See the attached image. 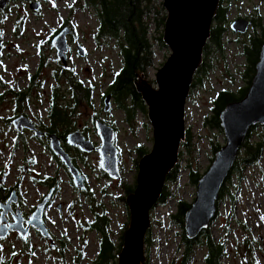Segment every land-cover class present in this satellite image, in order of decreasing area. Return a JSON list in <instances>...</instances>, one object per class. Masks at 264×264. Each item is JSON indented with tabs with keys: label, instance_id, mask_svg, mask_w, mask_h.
Segmentation results:
<instances>
[{
	"label": "rangeland",
	"instance_id": "374dc122",
	"mask_svg": "<svg viewBox=\"0 0 264 264\" xmlns=\"http://www.w3.org/2000/svg\"><path fill=\"white\" fill-rule=\"evenodd\" d=\"M36 1L41 3L37 11L30 7L31 2ZM223 1L227 9L226 30L222 37L223 50L211 45L207 64L203 67V71L207 67L209 71L203 75L201 84L191 89L186 106V128L191 148L183 151L181 145L178 179L166 182L165 192L168 197L151 212L152 225L147 234L149 242L146 241L145 264H181L183 249L180 245L185 232L184 228H179L171 221L170 216L176 213L178 202L192 204L195 201L197 185L189 180L188 162L202 175L208 170L215 155L212 146L216 143L221 146L225 144L223 130L213 128L208 121L214 112L212 99L222 89L238 92L247 85L245 71L248 60L243 54L244 44L248 42L252 47L260 30L256 32L252 25L247 33L241 34L234 32L230 26L237 18H250L254 24V20L264 13V0ZM162 3L163 0L155 1L153 11L147 18L155 58L154 65L145 77L154 86L158 69L171 55L164 41L162 45L158 40L164 35L165 23L162 24L161 19L167 16ZM67 24L73 30L68 36L71 46L68 67L73 68L87 85L93 83L95 88L91 101L78 104L75 107V119L68 126H60V130L66 126L71 131L80 130L95 146L97 143L101 145V138L92 122L96 116L115 128L114 143L119 149L121 177L111 178L101 168L99 146L91 153L66 146L72 160H76L81 173L86 176L85 188H77L68 169L60 167L52 151L28 132L24 133L28 146V150H25L22 147L24 140H18V133L10 122L17 107L18 93L28 92V98L22 100V110L44 127L49 122L48 109L53 86L59 87L60 82L59 95H66V100H71L63 79L59 81L54 77L55 71L60 70L63 64L54 59L56 52L49 42L53 33ZM98 24L96 10L88 6L85 0H10L7 8L0 10V32L3 33L0 35V80L3 82L0 93L7 90L15 92L14 95H8L6 100H0V178L3 179L0 185L9 187L18 183L19 186L31 189L21 197V207L32 205V201L35 202L48 189L33 181L35 175L56 176L61 188L48 209V224L55 244L37 239L41 247L29 253L14 234V244H0L1 257L8 258L15 254L12 264H93L98 257L100 236L97 231L88 229L87 225L94 220L95 209L106 211L111 239L116 247L124 240L123 234L130 225L126 187L135 190L137 186L140 157L136 148L141 145L147 153L152 150L153 128L148 114L143 112L136 114L135 123L131 127L125 122V113L117 107L115 98H112L111 108L105 111L104 95L108 92L113 73L122 65V42L111 36L96 39ZM40 44L41 51L38 46ZM78 46L87 51L85 56L78 54ZM206 47L203 51V64L206 62ZM41 63L44 65L37 81L42 82V85L29 89L31 76L36 75ZM201 67L194 81L196 76H200L198 72H202ZM257 131L253 132L251 143L257 140ZM81 155L85 156L84 160ZM238 169L223 186L218 216L210 226V233L216 242L224 243L225 254L221 264H264V152L258 164L240 165ZM240 173L241 180L238 178ZM205 253V247L195 246L188 264H205Z\"/></svg>",
	"mask_w": 264,
	"mask_h": 264
},
{
	"label": "water",
	"instance_id": "95a60500",
	"mask_svg": "<svg viewBox=\"0 0 264 264\" xmlns=\"http://www.w3.org/2000/svg\"><path fill=\"white\" fill-rule=\"evenodd\" d=\"M9 1L0 0V10H4ZM220 3L221 0H163L167 11L163 41L171 55L156 73V86L146 79L145 74L139 75L135 84L147 105L154 144L152 150L139 160L137 186L126 198L130 225L124 235L117 264H145L147 260L146 237L152 225L151 212L160 202L168 175L179 163L181 145L187 134V102L195 74L203 64V51L211 38ZM30 7L37 11L40 3L31 2ZM250 26V20L237 18L230 27L236 33L245 34ZM70 33L71 28L65 27L52 39L57 57L65 65L68 64L70 52ZM77 50L79 55L85 56L84 47L78 46ZM111 102L112 94H107L104 98L105 111L111 108ZM220 122L225 144L215 152L210 167L197 182L195 201L184 217V232L189 239H196L217 218L221 190L240 156L251 128L256 125L264 126V43L248 92L242 99L232 101L224 107L220 113ZM13 125L18 132L32 130L40 139L45 134L24 114L17 116ZM95 129L101 138L98 152L102 170L111 178H120L119 149L114 143L115 128L96 119ZM49 142L52 152L67 167L74 185L85 188V176L63 147L58 134L51 133ZM66 143L85 153H91L96 148L81 131L68 133ZM53 192L54 189H51L31 218L25 221L21 211H14L12 208V203L17 201V193L13 190L6 202H0V240L9 232H18L26 240L29 229L33 226L54 245L53 237L43 220L45 206ZM9 212L13 214L15 221L6 224Z\"/></svg>",
	"mask_w": 264,
	"mask_h": 264
},
{
	"label": "trees",
	"instance_id": "16d2710c",
	"mask_svg": "<svg viewBox=\"0 0 264 264\" xmlns=\"http://www.w3.org/2000/svg\"><path fill=\"white\" fill-rule=\"evenodd\" d=\"M88 6H92L98 15L99 24L98 30L95 34L96 39H99L103 36H111L117 38L121 43V55H122V65L119 70L115 71L112 76V81L108 88V93H111L115 98V103L118 108H120L125 113V122H127L131 127H133L136 119V114L138 112L147 113V106L142 99V95L137 91L136 81L139 79V75L147 74L148 70L154 65V45L152 43L151 34L148 28L147 18L152 13L153 3L157 0H85ZM224 1L221 0L220 7L216 18L214 20L215 25L212 27L211 38L208 41V46L206 47V62L201 65L200 71L198 72V76L193 81L192 88L201 84L203 75L208 73V67L203 71L205 65L208 61V52L211 48V45H214L216 49L223 50V32L226 30V21H227V9L223 5ZM163 5V3H162ZM158 10V9H157ZM156 10V15L158 14ZM157 17V16H156ZM158 18V17H157ZM162 24L165 23L166 16L162 17ZM21 23V19H19ZM254 30L259 33L257 39L254 41V45L249 46L248 42L244 44L243 54L246 56L248 63L245 74L247 76V85L249 87L253 75L255 73V66L259 59V54L261 47L264 43V13L261 17L254 20ZM259 28V29H258ZM58 31H55V34ZM261 32V34H260ZM160 43L163 45V37L158 39ZM49 42L50 39H49ZM40 51L42 50V45H38ZM211 60H209L210 62ZM43 62V61H42ZM59 62V61H58ZM43 63L40 64L36 75L31 76V81L29 84V89L34 88L35 86H41L42 82L37 81L38 74L40 73L41 68L43 67ZM204 67V68H203ZM202 74V75H201ZM57 79L62 78L64 84L69 89V97H71L70 101H67L65 96L59 95V88L61 83L59 82V87L53 86V95L50 100V107L48 109L49 114V125L47 129L49 132H55L61 139H65V136L72 132L70 128H67L68 124L75 119L76 111L75 107L80 104L82 101H91L92 92L95 88L93 83L86 84L85 80L79 78V76L75 73L73 68H69L68 66L61 65L60 70L55 71V75ZM197 79V80H196ZM61 81V79L59 80ZM243 87L239 89L238 92H234L230 89H222L217 92L215 97L212 99L213 103V115L208 119L213 128L221 129L220 122V113L224 109V107L232 102L238 101L242 99L246 93L248 92V87ZM28 92H21L17 94V109L22 111V100L28 98ZM96 116L92 118V122L94 123ZM65 129L60 130V126H65ZM257 131V140L255 142H250V139L253 136V132ZM18 140H24V149L28 150V146L25 142V135L19 134ZM189 131L186 134V140L182 143L183 151L191 148V144L189 143ZM19 142V141H18ZM18 142L16 145H18ZM50 149V146L47 145ZM221 148V145L214 144L212 146L213 152L215 153L217 150ZM137 152L141 159L147 151L142 148L141 145L137 146ZM51 150V149H50ZM244 151L241 158H238L236 164L230 174V176L237 171L240 165L244 166H254L259 163L260 158L264 152V126L256 125L251 128L246 141L242 147ZM180 153V157H181ZM53 158L58 162L60 167H64V164L61 162L58 156L55 154L52 155ZM179 157V158H180ZM240 157V156H239ZM83 160L85 156L81 155ZM73 161L76 165V160L73 158ZM138 163V161H137ZM65 168V167H64ZM188 176L189 180L197 185L198 180L202 176V174L195 168H192L190 162H188ZM180 167L177 164L174 170L170 173L167 178V181H177L179 175ZM239 170V169H238ZM229 176V177H230ZM228 177V179H229ZM232 177V176H231ZM230 177V178H231ZM35 182H38L41 185L55 187V192H57L59 187V179L52 177H40V175H36L32 177ZM238 178L241 180V173L238 175ZM227 179V180H228ZM3 187V186H2ZM0 187V199L5 195V189ZM166 187L164 189L163 195L160 199V202H165L167 193L165 192ZM134 191L133 187H126V192L131 194ZM224 191V187L221 190V196ZM231 197H233L231 195ZM221 198V197H220ZM234 198H232L233 200ZM220 202V201H219ZM218 202V206H219ZM127 205V204H126ZM192 204L181 201L178 202L176 213L170 216L172 222L176 223L179 228H184V217L186 212L190 209ZM94 207V206H93ZM88 229H93L99 233V252L98 257L95 259L93 264H117V255L121 251L123 246V240L116 247L114 242L111 239V234L109 231V219L106 215V211L102 210H94V220L89 222L87 225ZM128 229V228H127ZM127 231V230H126ZM126 231L123 234L126 233ZM146 241L149 242V238L146 237ZM182 251V260L181 264H188L190 262L191 256L194 252L195 246H203L206 248V253L203 257L205 264H221V259L225 254L224 251V243L216 242V240L212 237L210 233V228L204 230L200 236L196 239H189L186 237L185 233L182 235V243H181ZM24 248L29 252L30 247L27 242L24 243ZM117 248V249H116ZM31 253V252H30ZM15 254H13V257ZM6 264H12V257L9 262H5Z\"/></svg>",
	"mask_w": 264,
	"mask_h": 264
},
{
	"label": "flooded vegetation",
	"instance_id": "af4514ba",
	"mask_svg": "<svg viewBox=\"0 0 264 264\" xmlns=\"http://www.w3.org/2000/svg\"><path fill=\"white\" fill-rule=\"evenodd\" d=\"M10 2V1H9ZM8 5H9V3H8ZM7 5V6H8ZM7 8V7H6ZM248 20H250V22H251V26L253 25L252 24V21H251V19L250 18H247ZM65 27H70L71 28V33L73 32V30H72V27L70 26V25H64V26H62L61 27V29H59L58 30V32H56L55 34H53V36L50 38V43H51V45L53 46V44H52V39L54 38V36H56L63 28H65ZM70 36V35H69ZM68 39H69V37H68ZM78 48V47H77ZM54 49V51L56 52V58H54L57 62L58 61H60L61 62V60L60 59H58V57H57V51L55 50V48H53ZM70 49H71V46H70ZM87 52V51H86ZM1 56H2V50L0 49V60H1ZM68 61H69V58H68ZM62 63V62H61ZM69 63V62H68ZM65 66H68V65H65ZM1 84H3V82L0 80V85ZM15 94V92L13 91V90H7V91H5V92H1L0 93V100H6V97L8 96V95H14ZM107 94H111V93H108L107 92ZM107 94H105L104 96H106ZM105 98V97H104ZM112 98H114L113 96H112ZM22 106H23V102H22ZM21 114H25V115H27V116H29V117H31L25 110L23 111L22 110V112L20 111V110H18L17 109V107H16V109H15V111H14V113L12 114V116L10 117V122L12 123L13 122V120L17 117V116H19V115H21ZM31 119L33 120V122L35 123V125L39 128V129H42L43 131H44V136H43V138L41 139V141L47 146V145H50V143H49V135L51 134V133H54V132H49L48 131V129H47V126H41V124L38 122V121H35L34 120V118L33 117H31ZM96 119H99V118H96ZM96 119H95V121H96ZM103 121V120H102ZM50 124V122H48L47 123V125H49ZM94 124H95V122H94ZM25 131H27L28 133H31V134H33V131H31V130H24V132ZM67 136V135H66ZM66 136H65V139L63 140V139H61V142H62V145H63V147H65L66 148V146H68V144L66 143ZM100 144H96V146H99ZM70 146V145H69ZM2 178H0V181L2 182ZM87 186V185H86ZM4 187H5V185H4ZM7 199H8V196H4V197H2L1 199H0V202L2 201V202H6L7 201ZM19 199H17V201L16 202H14V203H12V207H14V208H17V207H19L20 205V202L18 201ZM1 211V210H0Z\"/></svg>",
	"mask_w": 264,
	"mask_h": 264
},
{
	"label": "built area",
	"instance_id": "2783aa9c",
	"mask_svg": "<svg viewBox=\"0 0 264 264\" xmlns=\"http://www.w3.org/2000/svg\"><path fill=\"white\" fill-rule=\"evenodd\" d=\"M22 147L24 148V145H22ZM45 175H41V177H44ZM56 177V176H55ZM17 184V183H16ZM15 184V185H16ZM48 188V187H47ZM20 199L21 197H23V195L26 193V191H31L30 188H26L25 186H20ZM49 188L47 190H45L39 197L38 199L33 202L32 201V205H24L21 207L22 213L26 218H29L34 210L37 208V206L41 203V201L43 200L44 196L48 193ZM54 199V198H53ZM22 201V199H21ZM53 203V200L51 202V204ZM51 204L47 207L46 211H45V223L47 225V227L51 230L49 223V219H48V209L50 208ZM59 211H61V209H59ZM37 239L43 240L37 233L35 230L31 229L30 232V236H29V241L30 244L33 248H35L36 250L39 249L41 247V243L37 241ZM18 240H20V242L23 244V241L18 238ZM14 237L13 236H9L8 238H6L2 243L7 242L8 245H10L11 243L14 244ZM6 262H8L11 259V255L8 258H3Z\"/></svg>",
	"mask_w": 264,
	"mask_h": 264
},
{
	"label": "snow or ice",
	"instance_id": "6c2138e0",
	"mask_svg": "<svg viewBox=\"0 0 264 264\" xmlns=\"http://www.w3.org/2000/svg\"><path fill=\"white\" fill-rule=\"evenodd\" d=\"M0 35H3V33H2V32H0ZM0 215H2V214H0ZM262 219H264V217H262Z\"/></svg>",
	"mask_w": 264,
	"mask_h": 264
}]
</instances>
